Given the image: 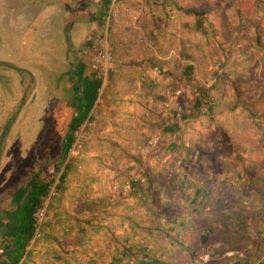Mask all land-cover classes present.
<instances>
[{
	"label": "trees",
	"instance_id": "trees-1",
	"mask_svg": "<svg viewBox=\"0 0 264 264\" xmlns=\"http://www.w3.org/2000/svg\"><path fill=\"white\" fill-rule=\"evenodd\" d=\"M232 1L238 26L251 24V45L262 54L264 63V35L260 34L258 23L247 21L246 14L235 4L237 1ZM106 2L97 0V12L91 17L98 25L103 21ZM159 3L158 21L151 19L153 26L145 31L153 38L152 45L159 54L147 52L137 63L132 62L134 57H123L116 64L111 60L97 96L98 81L91 73L83 74V62H75L74 70L68 71L75 79L68 121L50 139L44 138L52 142L61 139V146L50 150L41 147L44 141L36 142L31 161L36 165L34 170L17 182L6 181V186H12L7 187L10 194L5 197V209L0 205L7 212L5 219H0V237L5 240L4 249L13 244L11 254L0 259V264H185L172 256V249L156 250L138 237L148 234L156 241L161 235L166 242L180 245L181 237L187 234L194 236L196 244L212 235L238 246L246 237L245 232L225 221L222 225L223 219L242 227L254 219L258 228H264V220L255 209L252 212L250 200L247 203L240 197L243 192L250 194L264 206V159H260L264 150V108L257 109L236 88L230 101L210 93L214 81L204 86L190 79L194 66L189 60L183 61L176 73L175 64L171 63L174 59L164 56L171 45L170 36L176 31L172 25L176 14H171L169 3L193 15V28L203 32L197 46L203 42L210 44L209 35L214 34V27L204 7L178 5L174 0ZM159 23L162 28L158 30ZM237 44L241 48V41ZM110 45L112 56L115 44L112 41ZM216 45L222 56H216L220 65L227 54L223 44ZM210 50L215 55L213 47ZM240 51L246 52V48ZM180 55L188 57L189 52ZM152 66L156 72L150 74ZM261 69L264 70V64ZM18 70L26 72L24 68ZM223 72L216 71L215 78ZM180 79H186L189 94L175 115L173 108L163 106L162 102L171 98ZM136 80L137 89L133 85ZM146 96L160 102L158 109L146 105ZM131 104L139 108L126 110L125 106ZM81 106L82 115L77 116ZM160 117L164 120H158ZM244 117L256 128L255 135L235 124ZM81 126L82 134L76 137ZM152 130H156L157 137L150 143L147 137ZM73 142L75 152L70 153ZM53 161V172L40 176L39 172ZM222 169L224 174L218 177ZM135 171L138 176L131 177ZM56 175L59 182L47 203L41 233L26 248L32 234V211L40 203L47 183ZM123 181L122 193L114 189L112 194L111 186ZM0 199L3 200L1 194ZM205 202L213 213L201 218ZM118 205L122 209L113 211ZM221 207H225L223 216L218 214ZM185 216L197 219L190 223L192 228L183 226ZM114 219L118 220L115 226L125 222L130 232L118 237L111 225ZM175 226L180 227L179 232L174 230ZM256 240L252 249L234 255L229 264H264V257L252 263L259 244V238Z\"/></svg>",
	"mask_w": 264,
	"mask_h": 264
},
{
	"label": "rangeland",
	"instance_id": "rangeland-1",
	"mask_svg": "<svg viewBox=\"0 0 264 264\" xmlns=\"http://www.w3.org/2000/svg\"><path fill=\"white\" fill-rule=\"evenodd\" d=\"M21 1L22 3L12 7L11 0H0L1 184L6 183L7 180H11L12 183L17 182L22 180L23 177L29 176L31 170H34L36 166L33 165L34 162L31 163L35 157L34 144L40 142V140L44 141V138L50 139L55 135L56 130L65 128L71 108L69 101H72V98L70 99V97L71 94H74L72 86L75 84L73 75H68V71L70 66L74 65L73 63L81 61L78 58V50L88 33L97 30L99 27L98 22L91 19L97 12V0H76L72 2L40 0L38 6H33L35 12L36 9L40 8L34 16H32V11H28L32 5L31 0ZM155 1L121 0L118 5L120 7L129 5L131 12L137 13V10L141 8L140 6L144 8L135 20L131 19L130 15L124 16L122 20L120 18L114 19L112 25L113 35L111 36L113 37V44H115L113 55L117 51L119 57H128L127 51L129 53L133 51L132 53H135L138 58L147 52L159 54L152 45L151 40L153 38H149L146 34L147 29L153 26L152 21L149 19L153 20V17L161 14L159 10L155 11L160 5V3H156L160 0ZM174 1L178 5L204 7L210 20L212 19L214 27V34L209 35L210 44L203 42L201 46H197V42L202 39L203 32L193 28V15L183 12L178 7L172 6V3H169L171 14H176L175 22L172 21L176 31L173 36H170L172 39L171 45L168 46L164 56L174 59V62L171 61V63L175 64L173 65L175 72L178 73L177 71L183 61L189 60L194 66L190 79L197 80L203 83L204 86L214 81L215 86L210 89V93H215L224 101H230L233 98V88H236L240 91V96H248L257 109L264 108V70L261 69L264 63L259 50L251 45L250 33L253 30L251 24L238 26L233 1ZM236 1L235 4L246 14L244 18L247 21L255 20L258 23L260 34L264 35V0L263 2H258V0ZM144 16H149L145 26L141 21ZM206 23L207 21L205 25ZM168 24L171 25V22H168ZM239 41L242 43L241 48L237 46ZM218 42L225 46L224 52L227 54L220 65L216 57L217 55L221 56L220 49L216 45ZM210 47H213L215 55ZM244 48H246V52H241L240 49ZM184 51L189 52L188 57L180 55ZM73 57L72 63L71 59ZM83 65V74H88L89 71L85 64ZM18 68H24L26 72L20 73ZM221 69L224 72L216 79L215 72ZM155 72L156 69L152 66L149 73ZM166 83L167 81L163 82L165 87L167 86ZM186 83V79H180L177 89L170 95L171 98L162 102L163 106H171L175 111V115H177L179 104L186 102L188 97L189 87L187 88ZM133 85L137 89L139 87L138 80ZM102 87L103 85L96 92V96L97 93H100ZM181 91H187V94H182ZM129 97H132V95ZM145 100L148 107L158 109L160 106V102L152 99L151 96H146ZM137 108L139 107H133V104L129 107L125 106L126 110ZM82 109L81 106L77 116L82 115ZM237 111L238 108L235 107L234 112L236 114ZM240 119L235 124L241 126L246 132L255 135L256 128L248 119L246 117ZM158 120H164V118L160 117ZM3 129L4 133L2 132ZM156 137V130H152L147 137V141L152 143ZM61 143V139L53 142L48 140L41 143V147L50 150L57 149L61 146ZM75 148L76 146L70 147L69 152H75ZM260 157V159L262 157L264 159V150L260 153ZM54 164L55 161L51 162L47 168L39 172V175L46 176L53 172ZM262 173L261 169L259 174ZM223 174L224 170L222 169L218 171L217 176L221 177ZM136 176H138L137 171L131 175V177ZM124 185V181L120 185L114 183L110 188L111 193L115 194L116 189L119 193H122ZM10 186L12 185L6 186L2 191L3 198L9 192L7 187ZM221 190H223V187ZM240 197L244 201L246 200L247 203L250 200L251 204L249 203V205L253 206L252 212H255L253 211L255 209L256 213L260 214L264 220V206H260L255 197H251L250 194L244 192ZM121 200L124 201L123 198ZM121 206L113 207V211L120 210ZM147 207L153 209L152 206L147 205ZM224 208H219L221 213L217 209L214 214L218 212L219 215L223 216ZM201 210V218H208L213 213V208L210 209L208 202L203 204ZM188 218L190 219L189 225L187 224ZM196 221L197 219L193 216H185L183 226L192 228L194 225L191 224L192 227H190V223ZM224 221L228 223V226H234L237 230L241 231L242 229L245 232L246 237L239 241L238 246L233 245L231 241L221 242L219 238L212 235L208 236L203 243L196 244L194 243V236L187 234L181 237L180 245L176 242H166V239H162L161 235L156 241H153V237L148 234L138 238L145 243H151L156 250L159 247L167 250L172 249V256L185 264H229L234 255L240 256L252 249L257 242V238H259V244L256 247V253L252 255V263L264 257V228H258V224L254 219L248 223L247 227L239 226L236 222L229 221L228 218L223 219L222 225ZM116 223H118V220L114 219L111 225L118 237L130 232L125 222L121 226H115ZM261 223L263 224L262 220ZM174 230L179 232L180 227L177 226ZM190 232L192 233V231Z\"/></svg>",
	"mask_w": 264,
	"mask_h": 264
},
{
	"label": "built area",
	"instance_id": "built-area-1",
	"mask_svg": "<svg viewBox=\"0 0 264 264\" xmlns=\"http://www.w3.org/2000/svg\"><path fill=\"white\" fill-rule=\"evenodd\" d=\"M118 0H107L105 4L104 17L102 23L97 30L91 31L86 36V40L80 46L78 50V58L85 64L89 73H91L98 81L96 87L98 89L103 85L107 71L111 66V52L108 45V39L112 32V25L114 19L130 15L131 19H137L138 14L143 11V6H140V10L137 13L130 11L129 5H123L118 7ZM177 114V113H176ZM81 126L76 132V137L82 134ZM75 146L72 143V148ZM59 182L58 175L54 179L50 180L46 187L45 192L40 199V203L32 211V234L30 236L27 248L41 233V221L44 212L47 207V203L51 200L57 183Z\"/></svg>",
	"mask_w": 264,
	"mask_h": 264
},
{
	"label": "crops",
	"instance_id": "crops-1",
	"mask_svg": "<svg viewBox=\"0 0 264 264\" xmlns=\"http://www.w3.org/2000/svg\"><path fill=\"white\" fill-rule=\"evenodd\" d=\"M156 1H158V0H156ZM155 1V2H156ZM118 4L119 3H121V0H118V2H117ZM158 4H159V1L157 2ZM119 6V5H118ZM156 10H159V12H160V9H159V7H158V9H155V11ZM159 15V14H158ZM148 18H149V16H144V18H143V20H141V21H143V23H144V26L146 25L145 23H147V20H148ZM157 18H159L158 16H155V17H153V19L154 20H156ZM146 20V21H145ZM150 21H151V19H149ZM175 20L176 19H174L173 20V22H175ZM149 21V22H150ZM156 21H158V20H156ZM151 24H153L152 22H151ZM161 24L162 23H159L158 24V30L159 29H161L162 27H161ZM113 35V30H112V32H111V35H110V37H109V41H108V44L110 43L111 44V42H112V40H113V37H111ZM109 44V45H110ZM111 46V45H110ZM115 49V48H114ZM133 52V51H132ZM132 52H130L129 53V51H127L126 53H128V57L130 56V54H132V56H130L129 58H132V60H133V57H134V60L132 61V62H134V63H137L138 62V57L136 56V54L135 53H132ZM137 53H138V51H136ZM117 54H118V51L116 52ZM114 54V55H112V63L113 64H116L115 62L119 59V61L120 60H122L123 59V57H119V54H118V56H117V54ZM113 54V53H112ZM136 56V57H135ZM73 59H74V57L71 59V61H72V63H73ZM69 61H70V59H69ZM75 62V61H74ZM74 64V63H73ZM74 66V65H73ZM73 66H70V69H69V71L70 72H72L74 69H73ZM69 74V73H68ZM103 130H106V128H102ZM4 185V186H3ZM5 185H6V183L4 184V183H0V194L2 195V191H4L3 189H4V187H5ZM8 194H10V192H8ZM7 195V194H6ZM6 197V196H5ZM5 197L3 198V200H1L0 199V205L1 206H3L4 207V209H5ZM7 212H6V210H0V216L2 217V218H0L1 220L2 219H5V217L7 216V214H6ZM5 240H2V237H0V259H6V256H7V254H9L10 253V251H11V248H10V245L11 244H13V243H9V245L7 244V249H4L3 247H4V245H5V242H4ZM9 251V252H8ZM11 254V253H10Z\"/></svg>",
	"mask_w": 264,
	"mask_h": 264
},
{
	"label": "flooded vegetation",
	"instance_id": "flooded-vegetation-1",
	"mask_svg": "<svg viewBox=\"0 0 264 264\" xmlns=\"http://www.w3.org/2000/svg\"><path fill=\"white\" fill-rule=\"evenodd\" d=\"M39 1L40 0H31L30 2H31V6L29 7V10L28 11H32L31 13L33 14L32 16H34L39 10H40V8H38V9H36L37 11L35 12V10H34V5H39ZM64 1H68V2H72V1H76V0H64ZM11 5H12V7L13 6H17V5H19L20 3H22V1L21 0H11Z\"/></svg>",
	"mask_w": 264,
	"mask_h": 264
}]
</instances>
